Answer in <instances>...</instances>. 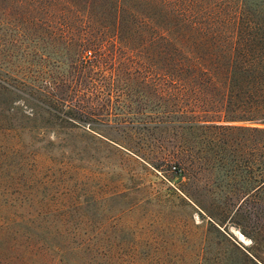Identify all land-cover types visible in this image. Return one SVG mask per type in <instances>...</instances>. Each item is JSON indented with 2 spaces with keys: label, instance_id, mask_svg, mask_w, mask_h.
<instances>
[{
  "label": "rangeland",
  "instance_id": "374dc122",
  "mask_svg": "<svg viewBox=\"0 0 264 264\" xmlns=\"http://www.w3.org/2000/svg\"><path fill=\"white\" fill-rule=\"evenodd\" d=\"M20 34L4 21L0 218L14 217L17 230L36 232L34 242L51 264L60 260L56 246L85 248L75 258L94 252L100 264H264V215L252 202L234 212L237 189L257 173L232 161L239 152L210 149L205 131H188L192 146L179 148L163 134L166 147H146L143 154H167L170 161L152 166L97 135L135 129L105 118L69 119V104L98 105L84 97L92 92L81 85V68L64 44L47 39L35 50ZM68 93L81 101H64ZM141 131L149 141L160 136Z\"/></svg>",
  "mask_w": 264,
  "mask_h": 264
},
{
  "label": "trees",
  "instance_id": "16d2710c",
  "mask_svg": "<svg viewBox=\"0 0 264 264\" xmlns=\"http://www.w3.org/2000/svg\"><path fill=\"white\" fill-rule=\"evenodd\" d=\"M6 20L35 50L47 39L64 44L81 68V85L92 92L84 97L98 105L69 104V119L135 129L97 135L154 167L169 163L167 154L143 153L165 148L163 134L179 148L192 146L188 131H205L210 149L228 147L239 152L236 165L257 170L237 189L234 212L252 202L264 215V0H0V35ZM141 130L160 136L149 141ZM18 226L14 217L0 218V264H51L34 242L38 234ZM83 251L56 246L60 260L52 264H100L94 252L76 259Z\"/></svg>",
  "mask_w": 264,
  "mask_h": 264
}]
</instances>
